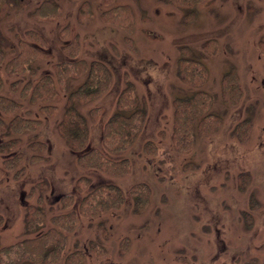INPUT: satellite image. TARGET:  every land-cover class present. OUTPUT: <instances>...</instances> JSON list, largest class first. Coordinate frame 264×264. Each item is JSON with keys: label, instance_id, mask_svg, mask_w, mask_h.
I'll return each mask as SVG.
<instances>
[{"label": "rangeland", "instance_id": "374dc122", "mask_svg": "<svg viewBox=\"0 0 264 264\" xmlns=\"http://www.w3.org/2000/svg\"><path fill=\"white\" fill-rule=\"evenodd\" d=\"M48 1L59 7L57 22L32 17ZM119 7L130 8L132 17L112 10ZM29 30L41 32L52 52L51 61L36 62L37 76L53 74L52 63L68 58L63 45L74 40L80 58L102 61L111 70L108 90L77 105L92 147L103 149V126L128 82L147 115L125 152L105 151L112 160L129 159V172L116 176L78 165V153L67 148L57 129L63 104L48 119L39 116V106L23 102L18 113L38 117L42 125L22 135L17 151L27 159L20 176L0 183L1 245L34 237L53 226L50 217L76 209L87 191L76 192L75 184L86 177L92 184L118 185L126 199L117 209L79 216L67 234L64 256L85 251V264H264V0H201L193 7L173 0H0V41L8 59L16 51L17 35L24 37ZM186 59L202 63L203 84L181 80L179 63ZM0 74V94L20 101L10 85L30 75L8 76L3 67ZM227 75L236 77L242 94L232 105L223 97ZM81 81L71 80L69 91ZM198 92L210 96L207 113L217 115L220 125L205 136L196 134L190 151L179 152L173 142L175 100ZM94 107L101 108L100 116H91ZM33 141L45 143V152L31 150ZM147 143L154 153L146 152ZM6 155L0 152V162ZM32 155L47 159L30 163ZM141 183L148 187L147 196L133 197L131 186ZM69 194L73 205L66 209L62 198ZM39 195L47 219L38 231H29L26 208L38 205ZM92 243L98 253L91 250Z\"/></svg>", "mask_w": 264, "mask_h": 264}, {"label": "trees", "instance_id": "16d2710c", "mask_svg": "<svg viewBox=\"0 0 264 264\" xmlns=\"http://www.w3.org/2000/svg\"><path fill=\"white\" fill-rule=\"evenodd\" d=\"M177 4L193 7L201 0H173ZM123 16L130 11L128 7L117 9ZM126 12L125 14H123ZM111 11L106 13L109 16ZM116 15L110 21L116 19ZM122 15L119 16L121 22ZM32 17L44 22H57L61 17L58 5L53 1L42 3L32 13ZM132 14L127 13L126 18ZM129 28L128 26H125ZM128 29V30H129ZM67 34V28L61 31ZM131 38H127L130 42ZM63 51L68 57L65 60L52 63L53 74L44 73L37 76L36 62L51 61L52 52L46 37L37 30H29L24 37L17 35L16 51L8 59V52L3 49L0 41V67H3L8 76L30 75V79H15L11 83V90L18 93L19 100L0 94V132L5 140L0 142V152L7 154L0 162V183L13 175L18 178L22 171V164L26 161L23 152L17 151L21 144L22 135L35 132L42 125L40 118H31L18 113L25 108L24 103L39 106V116L53 118L63 104V115L57 123V129L67 148L77 155L78 165L84 169H93L98 172L122 176L129 172V159L112 160L106 150L111 154L125 152L137 139L144 128L146 121V105L138 97L131 82L119 93L116 102V111L105 121L102 130V148L90 145V129L86 118L81 114L77 105H85L101 97L110 87L112 73L102 61L80 58L79 46L76 40L63 45ZM200 61L186 59L179 63V77L189 84L198 86L206 79V70ZM184 71V75H183ZM191 72L190 75H188ZM230 76V78L228 77ZM227 75L223 82V97L228 105L236 104L241 98V91L236 85V77ZM37 77V78H36ZM71 80H82L80 84L69 91ZM4 80L0 74V90ZM65 95V96H64ZM24 102V103H23ZM211 98L208 94L198 92L188 99L175 100V123L173 129L174 148L179 152L187 153L192 148L196 134L205 136L220 125V118L208 114ZM101 108L90 110L93 117L100 116ZM8 122L3 121V116ZM243 124L238 126L241 127ZM147 153H154L151 144H146ZM33 151L45 152L46 144L33 141L30 144ZM11 153V154H10ZM47 157L32 155L30 163L42 162ZM42 183L36 186L42 188ZM75 190L84 193L77 203V208L52 216L49 218L52 227L34 237L26 238L13 245L0 244V264H54L62 260L63 264H85L86 252L77 250L64 256L67 234L74 230L79 216L93 217L109 210L119 208L126 199L125 191L114 183L92 184L86 177H80ZM33 191L29 193L30 196ZM133 197L140 194L147 196L148 187L141 183L131 186ZM26 195V196H29ZM64 208H71L73 196L65 195L62 198ZM72 204V205H71ZM25 215L26 227L29 231L44 225L47 215L44 211V198L38 196V205H28ZM40 230V229H39ZM91 250L98 253L95 244ZM103 253V252H102Z\"/></svg>", "mask_w": 264, "mask_h": 264}]
</instances>
